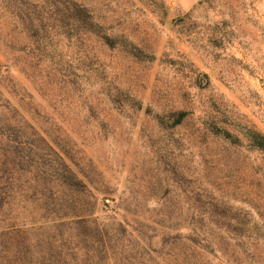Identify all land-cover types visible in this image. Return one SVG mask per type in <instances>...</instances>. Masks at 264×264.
Wrapping results in <instances>:
<instances>
[{
  "label": "rangeland",
  "instance_id": "obj_1",
  "mask_svg": "<svg viewBox=\"0 0 264 264\" xmlns=\"http://www.w3.org/2000/svg\"><path fill=\"white\" fill-rule=\"evenodd\" d=\"M83 1L133 44L110 47L91 37V73L80 81L85 95L74 93L70 107L64 104L56 114L19 67L10 64V76L42 114L62 126L74 149L69 163L91 179L93 218L131 232L128 206L184 205L192 192L207 191L229 193L263 224L264 153L249 150L247 130L264 134V0ZM0 21L4 31L21 29L2 3ZM64 42L63 52L77 63L78 48ZM1 49L0 44V89L18 105L2 88L8 73ZM171 111L189 115L174 130H164L160 121ZM40 123L53 131L52 123ZM197 129H208L207 143ZM217 129L240 145L232 146ZM84 259L69 253L62 262L85 264Z\"/></svg>",
  "mask_w": 264,
  "mask_h": 264
},
{
  "label": "trees",
  "instance_id": "obj_2",
  "mask_svg": "<svg viewBox=\"0 0 264 264\" xmlns=\"http://www.w3.org/2000/svg\"><path fill=\"white\" fill-rule=\"evenodd\" d=\"M0 3L21 25L20 30L0 29L8 73L2 88L18 104L0 89V264H64L69 253L85 256V264H213L209 257L217 264H264V223L237 206L229 193L192 192L184 205L159 209L128 206L135 224L131 232L99 224L93 218L91 179L69 163L74 149L62 126L34 106L32 96L10 76V64L60 114L74 93L85 95L80 81L91 73L87 60L93 35L110 47L132 43L95 17L83 0ZM64 40L78 48L77 63L63 52ZM188 115L171 111L160 122L172 131ZM40 120L52 123L53 131L43 129ZM221 130L216 132L232 146L240 145ZM205 131L196 132L204 144ZM247 136L249 150L264 153V134L248 128ZM105 193L111 196L109 188Z\"/></svg>",
  "mask_w": 264,
  "mask_h": 264
}]
</instances>
